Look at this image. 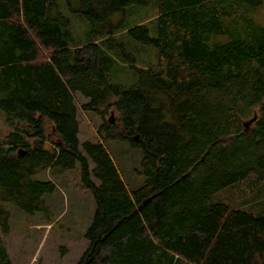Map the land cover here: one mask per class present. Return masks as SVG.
I'll use <instances>...</instances> for the list:
<instances>
[{"label":"trees","instance_id":"trees-1","mask_svg":"<svg viewBox=\"0 0 264 264\" xmlns=\"http://www.w3.org/2000/svg\"><path fill=\"white\" fill-rule=\"evenodd\" d=\"M64 1L0 0V111L13 127L0 142V264H13L3 202L38 203L56 185L33 177L77 163L96 202L77 264H264V216L214 197L264 180V1L66 0L89 23L83 41ZM153 4L156 14L124 25L129 7ZM127 38L157 52L130 89L110 80L133 58ZM77 95L104 120L96 143L81 141ZM110 141L143 152L138 189Z\"/></svg>","mask_w":264,"mask_h":264},{"label":"rangeland","instance_id":"rangeland-1","mask_svg":"<svg viewBox=\"0 0 264 264\" xmlns=\"http://www.w3.org/2000/svg\"><path fill=\"white\" fill-rule=\"evenodd\" d=\"M67 5L65 0L60 7L64 15L72 20L69 32L77 41H83L87 37L89 23L82 19L81 15L72 13ZM156 12L154 4L148 7L131 6L127 9L126 16H122L124 25L143 22L144 18ZM121 19V14L114 17L115 22ZM127 40L126 50L133 56L131 58L134 60L133 66L128 63L131 60L126 59V63L120 61L113 69L110 80L117 86L130 89L137 83V70L157 68L155 55L157 52L152 46L143 45L130 38ZM41 51V58L42 56L47 58L48 56L44 54L46 50ZM75 98L79 111L81 141L96 143L100 140L99 128L104 120L100 114L82 110V106L88 103L85 98L80 95ZM104 113H107L105 117L108 121L112 118L115 119L114 125L117 123L119 116L116 111L107 110ZM12 131L13 127L7 121L6 114L0 111V142ZM105 145L126 187L136 190L143 185L145 177L140 174L143 152L131 148L129 143L119 141H110ZM52 146L47 142L48 148ZM90 165L93 169L94 165L92 163ZM55 172L54 169H48L33 177L42 182L52 181L56 185L55 191L44 194L38 203L31 201L23 203L25 208L15 201L2 204L3 210L9 215L10 227L9 233L2 234V237L13 264H77L87 249L86 234L94 222L96 212L94 196L89 190L84 189L80 163H77L74 170L65 174ZM93 182L98 187L99 184L94 177ZM214 197L216 201L226 203L229 207L244 208L255 216H264V180L253 184L230 186ZM34 206L40 209L32 213L29 208Z\"/></svg>","mask_w":264,"mask_h":264},{"label":"water","instance_id":"water-1","mask_svg":"<svg viewBox=\"0 0 264 264\" xmlns=\"http://www.w3.org/2000/svg\"><path fill=\"white\" fill-rule=\"evenodd\" d=\"M256 120H257V117L254 116V118H252L251 120L245 122V124H244L245 128L248 129L251 126V124H253ZM114 121H115V119L110 118V120L108 122L111 123V124H114L115 123Z\"/></svg>","mask_w":264,"mask_h":264}]
</instances>
